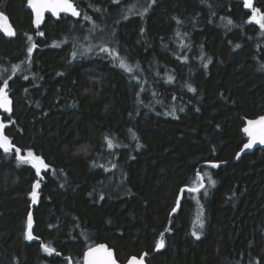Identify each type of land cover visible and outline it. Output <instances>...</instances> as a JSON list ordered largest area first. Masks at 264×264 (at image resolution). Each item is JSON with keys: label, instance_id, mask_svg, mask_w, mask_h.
I'll return each mask as SVG.
<instances>
[{"label": "trees", "instance_id": "16d2710c", "mask_svg": "<svg viewBox=\"0 0 264 264\" xmlns=\"http://www.w3.org/2000/svg\"><path fill=\"white\" fill-rule=\"evenodd\" d=\"M26 1L0 0L17 33L0 32V87L7 78L13 100L0 120L21 154L51 168L33 204L35 169L0 149V264H81L98 243L123 264L144 252L148 264H264V149L237 159L246 119L264 115V30L244 1L81 0L91 20L48 16L43 37ZM197 172L206 187L172 216ZM29 212L38 240L25 239Z\"/></svg>", "mask_w": 264, "mask_h": 264}, {"label": "snow or ice", "instance_id": "6c2138e0", "mask_svg": "<svg viewBox=\"0 0 264 264\" xmlns=\"http://www.w3.org/2000/svg\"><path fill=\"white\" fill-rule=\"evenodd\" d=\"M81 2V0H28V6L34 10L35 19L34 24L36 29H39L41 25L45 22V13L50 12L57 18H60L61 13H64L66 16L70 14L72 17H81L83 15V19L91 20V17L86 14V12H82L81 9H78L77 5ZM115 3H119L120 0H114ZM156 0H152L154 4ZM244 6L251 10V17L249 23H253L255 25H259L261 30H264V11H261L259 7L254 6V0H244ZM3 5H0L2 8ZM99 11V9H96ZM148 9H145V13ZM127 19V17H125ZM229 24L233 23L231 20L228 21ZM0 31L6 34L8 37L16 36V31L9 23V18L5 13L0 10ZM37 35L43 37L45 34L43 31H38ZM31 40V37H29ZM54 46H59L54 45ZM236 47H240V45H236ZM37 48L36 43H32L31 46L27 48L28 57H31L34 50ZM91 51V48L88 49ZM99 51L105 53L114 59L117 60L118 66L121 69H124L126 72H133V68L127 62V58L122 56L120 52L116 48L108 47V46H99ZM77 56V52H72V58L75 59ZM184 60H187V57H184ZM30 63V60H29ZM19 68V65L16 66ZM4 71H7L6 69ZM15 73V69L13 70V74ZM27 79V76L24 77ZM173 77H169V81ZM3 86L0 87V109H3L6 113H11L13 111L12 104L13 101L9 95V85L8 79L5 78L2 81ZM191 91H195L190 87ZM8 127L6 123L0 120V149L3 150L5 154L14 153L15 159L18 161V167L21 165H30L33 169H35V176L37 179L33 182L32 190L29 193L31 201L33 204L38 203L39 197V189L41 188V182L44 179V176L41 174L42 170L46 173L50 168L51 165L46 163L44 158L38 154H36L33 150L28 149L26 154H21V148L17 147L12 143L11 138L9 135L5 134V129ZM243 132L247 135L248 142L243 145L244 149H252L255 145L260 144L264 145V115L259 116L255 119L247 120V126L243 128ZM107 140V147L112 149L117 145L114 144L113 140L105 137ZM239 158V154L237 156ZM100 167H103L102 165ZM115 167V165H113ZM210 167L216 168L219 167L217 163H211ZM54 171V170H53ZM211 184H215L216 182L211 179V176L208 177ZM205 177L200 172L196 173V179L193 181V186L187 189L188 193H199L201 189L205 188L204 183ZM184 189H181V194L184 193ZM206 194V193H205ZM101 200L104 199L103 196L100 197ZM180 207V200L178 199L176 202V206L173 208V212H175ZM202 209L203 206L201 205V213L197 216V220L194 224V230L192 235L195 236L197 239H200V234L196 230L197 228L203 229L204 228V220L202 219ZM33 226H34V219L31 212L27 215L26 221V232H25V239L29 241L38 240L39 237L33 234ZM165 241L163 237L158 241L156 245V250H160L164 248ZM44 251L51 255L55 252L54 248L49 247L48 245H43ZM59 255V253H57ZM148 253H144L141 258H137L136 256L131 257L128 260L127 264H145L144 257H146ZM85 260L87 264H118L117 259L114 256V252L112 249L108 248L104 244H100L96 247L89 248L88 252L85 255Z\"/></svg>", "mask_w": 264, "mask_h": 264}, {"label": "water", "instance_id": "95a60500", "mask_svg": "<svg viewBox=\"0 0 264 264\" xmlns=\"http://www.w3.org/2000/svg\"><path fill=\"white\" fill-rule=\"evenodd\" d=\"M26 9L27 10H29L31 13H32V22H33V26H34V28H35V30H40V29H42L43 27H44V25H45V23H46V20H47V17L48 16H50V17H53L54 19H61L62 18V16L63 15H65L64 13H61V15H60V18H57L56 16H54L52 13H50V12H46L45 13V22L41 25V27L39 28V29H36V27H35V24H34V19H35V13H34V10L32 9V8H30L29 6H28V0L26 1ZM78 7V6H77ZM78 9H80L79 7H78ZM4 12V11H3ZM5 13V12H4ZM5 15H7L6 13H5ZM8 16V15H7ZM67 16H70V17H72L70 14H68ZM8 18H9V23H10V25L13 27V29L16 31V28L14 27V25H13V23H12V21H11V19H10V17L8 16ZM72 18H75V19H79V18H77V17H72ZM3 35H5V36H7L6 34H4L2 31H0ZM8 37V36H7ZM15 37V36H14ZM9 38H13V37H9ZM13 101V100H12ZM12 108H13V104H12ZM1 112H4V110L3 109H0V113ZM262 116V115H261ZM256 118H258V117H256ZM249 119H255V118H248V119H246V123H245V125H244V127H246L247 126V120H249ZM243 127V128H244ZM243 130V129H242ZM244 133V132H243ZM5 134H6V132H5ZM245 134V133H244ZM246 135V134H245ZM247 136V135H246ZM249 139V138H248ZM248 142V141H247ZM246 142V143H247ZM259 148H262V149H264V145H260V144H257V145H255L252 149H244V148H242V150L239 152V158H237V159H240V157L243 155V154H246V153H252V152H254L256 149H259ZM2 150V149H1ZM217 164H220V163H217ZM43 170H42V175H43ZM44 176V175H43ZM204 183H205V187H206V182L204 181ZM190 186H184V187H182V189H184L185 191H184V193L183 194H181V191H180V194H179V197H178V199L180 200V207H181V204H182V201H183V199H184V195H185V193L187 192V189L189 188ZM202 190H204V189H201V191ZM200 191V192H201ZM180 207L175 211V212H173L172 211V216L180 209ZM169 231H167V233H168ZM100 244H104V245H106L108 248H110V249H112L113 250V252H114V256H115V258L117 259V256H116V251H115V249L114 248H112V247H110L107 243H98V244H95V245H92V246H90L89 248H92V247H96V246H98V245H100ZM89 248L88 249H86L85 250V252H84V256H83V261H82V263L81 264H87V262H86V260H85V255H86V253L88 252V250H89ZM163 249V248H162ZM157 252L158 251H161V249L160 250H156ZM144 253H147V252H144ZM143 253V254H144ZM143 254L141 255V256H143ZM141 256H136L138 259L139 258H141ZM131 257H133V256H131ZM131 257L128 259V260H130L131 259ZM128 260L124 263V264H127V262H128ZM144 260H145V264H148L147 263V256L146 257H144ZM117 261H118V264H123V263H121L118 259H117Z\"/></svg>", "mask_w": 264, "mask_h": 264}, {"label": "rangeland", "instance_id": "374dc122", "mask_svg": "<svg viewBox=\"0 0 264 264\" xmlns=\"http://www.w3.org/2000/svg\"><path fill=\"white\" fill-rule=\"evenodd\" d=\"M242 1H244V0H242ZM254 6L257 7V6H256V1H255V0H254ZM249 10H250V9H249ZM251 14H252V13H251ZM197 196H198V195H197ZM201 205H202V204L200 203V205H199L200 207H199V209H198L197 212H196L195 221H196V219H197V216L200 215V213H201ZM203 210H204V208H203ZM203 210H202V212H203ZM194 237H195V236H194Z\"/></svg>", "mask_w": 264, "mask_h": 264}]
</instances>
